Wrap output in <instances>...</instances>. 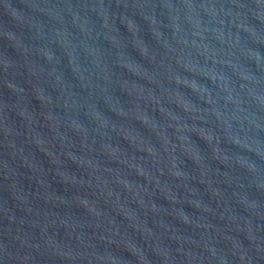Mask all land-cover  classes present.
<instances>
[{"label": "water", "instance_id": "obj_1", "mask_svg": "<svg viewBox=\"0 0 264 264\" xmlns=\"http://www.w3.org/2000/svg\"><path fill=\"white\" fill-rule=\"evenodd\" d=\"M0 264H264V0H0Z\"/></svg>", "mask_w": 264, "mask_h": 264}]
</instances>
